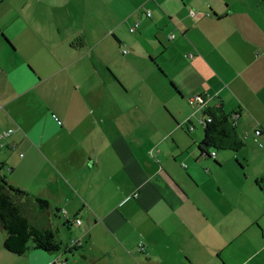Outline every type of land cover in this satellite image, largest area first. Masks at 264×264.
<instances>
[{
  "label": "crops",
  "instance_id": "crops-1",
  "mask_svg": "<svg viewBox=\"0 0 264 264\" xmlns=\"http://www.w3.org/2000/svg\"><path fill=\"white\" fill-rule=\"evenodd\" d=\"M195 97L240 113L239 151L202 152ZM8 130L1 174L27 195L16 203L33 225L54 231L59 218L67 234L56 252L15 255L0 229V264H264L254 0H0ZM74 240L82 246L65 250Z\"/></svg>",
  "mask_w": 264,
  "mask_h": 264
},
{
  "label": "trees",
  "instance_id": "trees-1",
  "mask_svg": "<svg viewBox=\"0 0 264 264\" xmlns=\"http://www.w3.org/2000/svg\"><path fill=\"white\" fill-rule=\"evenodd\" d=\"M258 7L264 11V0H254ZM203 115L211 118V122L204 128V138L200 144L202 152L239 151L244 143L240 139L235 125L219 108L207 107ZM0 165V229L5 233L4 248L15 255H23L29 250L56 252L60 243L56 242L52 230L33 225L24 215L15 198L27 195L11 186L6 177L1 174ZM40 211L49 208L47 201L34 200Z\"/></svg>",
  "mask_w": 264,
  "mask_h": 264
},
{
  "label": "built area",
  "instance_id": "built-area-1",
  "mask_svg": "<svg viewBox=\"0 0 264 264\" xmlns=\"http://www.w3.org/2000/svg\"><path fill=\"white\" fill-rule=\"evenodd\" d=\"M190 15H194V12H190ZM146 16L149 18L150 17V13L149 11L146 12ZM138 28V23L134 24L132 27L129 28V32L133 33L137 30ZM170 39H174V35H170L169 37ZM125 53V52H123ZM189 103L190 104H196V105H199V107L203 110V112L205 111L206 109V104H207V99H204L203 97H195V98H192L191 100H189ZM203 112H202V117L198 120V123L203 127L205 128L207 126V124H209L211 122V118L208 117V116H205L203 115ZM240 117V113L239 112H235L233 114L230 115V121L232 122L233 125H235L236 121L238 120V118ZM12 133V130H8V131H5V132H1L0 133V139L1 138H4V137H7L9 136L10 134ZM255 136H260L261 135V132L260 130H256L254 132ZM259 147H263L262 144H259ZM212 158L215 157V153L212 152L211 155H210ZM76 224H80V221L79 220H76ZM82 246V242L80 240H74V241H70L66 247H65V250H71V249H74V248H78V247H81ZM138 250L140 252L144 251V245L142 243H140L138 245ZM51 264H66L65 261L61 260L60 258H54L52 261H51Z\"/></svg>",
  "mask_w": 264,
  "mask_h": 264
},
{
  "label": "rangeland",
  "instance_id": "rangeland-1",
  "mask_svg": "<svg viewBox=\"0 0 264 264\" xmlns=\"http://www.w3.org/2000/svg\"><path fill=\"white\" fill-rule=\"evenodd\" d=\"M54 222H56L54 224V234H55V239L56 241H61L64 242L66 240V234H67V230H63L60 227H58V224L61 223L59 218H54ZM59 228L60 231H57V229Z\"/></svg>",
  "mask_w": 264,
  "mask_h": 264
}]
</instances>
